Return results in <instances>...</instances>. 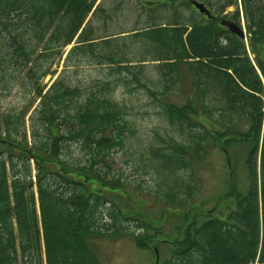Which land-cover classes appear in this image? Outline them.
Returning a JSON list of instances; mask_svg holds the SVG:
<instances>
[{"label":"trees","instance_id":"1","mask_svg":"<svg viewBox=\"0 0 264 264\" xmlns=\"http://www.w3.org/2000/svg\"><path fill=\"white\" fill-rule=\"evenodd\" d=\"M173 2L161 0L158 8ZM234 3L224 0L215 12ZM241 3L248 47L216 14L184 21L158 14L129 31L98 35L92 22L104 11L98 0H0V80L9 78L0 92L26 80L39 97L28 129L29 106L0 112V264H41L42 245L46 264H100L95 237L129 235L137 246H149L143 224L137 233L123 225L131 194L113 173V154L135 129L125 101L114 96L118 87L143 91L163 124V134L153 129L144 147L149 164L166 180L161 214L183 211L186 224L177 227L180 236L160 264H264V179L257 187L255 167L248 191L234 193V208L223 217L194 210L196 188L188 179L167 181L192 169L191 159L201 160L219 136L244 134L238 125L249 126L245 135L258 136L264 2ZM180 4L190 6L188 0ZM55 57L63 58L58 74ZM82 65H107L98 68L105 76L82 87L69 77ZM47 74L56 77L44 90L40 81ZM71 146L82 156L73 158ZM136 206L142 215V206ZM142 218L145 226L150 219Z\"/></svg>","mask_w":264,"mask_h":264},{"label":"rangeland","instance_id":"2","mask_svg":"<svg viewBox=\"0 0 264 264\" xmlns=\"http://www.w3.org/2000/svg\"><path fill=\"white\" fill-rule=\"evenodd\" d=\"M98 1L101 2V7L104 8L103 12L98 10L92 20L95 25V33L98 35L118 33L123 30L129 31L138 21L140 26H142L146 22L153 20L152 17L158 16V14H161L165 20L178 18L180 21H184L191 16L201 18L194 6L191 4L188 7L183 6L180 4V0H174L173 5H166L163 8H158V2L161 0H145V2L144 0ZM200 1L205 2L217 17L227 16L229 19L240 22L246 34L244 41L246 45L248 44L241 0H235V3L227 6L222 13H216L215 9L224 0ZM261 1L264 2V0ZM148 3H150L151 8L147 7L149 5L146 6ZM176 8L181 10V13L175 12ZM236 11L238 12L237 18L233 16ZM127 53L129 56H133L128 51ZM248 55L256 65L255 54L248 49ZM100 66L107 65H82L78 73L71 72L69 77L80 86H87L94 79L105 76L98 68L105 69L106 67ZM52 68L56 69V74H58L64 68L63 58L58 59L55 57ZM20 76H23V73ZM55 77L56 75L47 74L41 78L40 84L45 86L44 90L47 89ZM8 80L7 76L4 77L3 81L0 80V88L2 84L6 85ZM187 81H189L188 76ZM20 83L21 85H18ZM129 86L136 88L135 83H131ZM185 86L189 87V83L186 82ZM114 96L125 101L129 113L128 118L132 121L135 129L134 135L128 139L125 147L113 154V173L120 175L131 194V197L126 200L129 220L123 221V225L128 227L127 230L129 232L134 231L137 233L140 230L138 225L143 224L142 226L146 227L147 235L152 241L149 242L147 247H139L129 235H117L105 239L95 237L94 249L100 264H160L170 256L172 245L177 236H180L177 227L182 224L185 227L186 224L184 223L185 217L182 215L184 214L183 211L170 212L168 210L167 218L166 215L161 214L166 206L163 202V193L167 190L166 180L163 175L157 174L155 168L149 164L151 155L146 154L144 147L149 136L153 138L151 132L153 129H158L163 134V124L143 91L136 89L127 91L124 87H118ZM168 96L170 98L174 97L172 94H168ZM38 102L39 97H37L35 85H31L26 80L18 82L9 91L0 92V112L6 110L17 111L20 108L30 107L29 113L25 116L27 129L28 116ZM237 127L244 134L239 137H235L232 134L219 136L214 145L208 144L207 154L201 160L195 161L194 158L191 159L192 169L180 171L177 177L171 176L168 178L167 181L170 183L174 182L178 177H182L183 180L188 179L190 184L196 188V192L190 201L196 206L194 210L200 209L202 213L207 212L208 214L221 217L226 215L229 210L234 208V193L245 194L248 191L249 185L253 182V167H255L254 182L257 183V187H260L261 181L264 179V106L258 136L252 132L245 135L249 131V126L238 125ZM232 138L233 140H230ZM155 139L159 141L158 147L164 148L165 143L157 138ZM28 140H30L29 137ZM209 140L212 142L211 139ZM225 140L227 141L225 142ZM221 147H226L227 154ZM252 149L254 151L251 153L250 150ZM70 150L73 158L82 156L79 148L71 146ZM31 166H33L32 162ZM178 182H180L179 179ZM32 189L35 196L36 212L39 217L35 183ZM111 197L114 198V201L121 203L120 198L115 197V195ZM137 204L143 208L141 211L142 215H137L136 213ZM134 216L140 220H135ZM142 217L150 219L145 226ZM154 248H157L158 251L157 262ZM40 258V263L46 264L43 245Z\"/></svg>","mask_w":264,"mask_h":264},{"label":"water","instance_id":"3","mask_svg":"<svg viewBox=\"0 0 264 264\" xmlns=\"http://www.w3.org/2000/svg\"><path fill=\"white\" fill-rule=\"evenodd\" d=\"M188 1L199 11V13L204 14L207 17L212 16L210 9L207 6H205V4L202 1H199V0H188ZM219 22L221 25L225 26L229 32L237 35L240 38L245 37V31H244L242 24H239L236 21L229 20V19L222 18V17L219 19ZM224 151L227 154V150L224 149ZM154 250H155L156 262H157L158 261V251H157V248H154Z\"/></svg>","mask_w":264,"mask_h":264},{"label":"bare ground","instance_id":"4","mask_svg":"<svg viewBox=\"0 0 264 264\" xmlns=\"http://www.w3.org/2000/svg\"><path fill=\"white\" fill-rule=\"evenodd\" d=\"M71 46V45H70Z\"/></svg>","mask_w":264,"mask_h":264}]
</instances>
